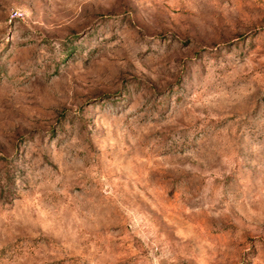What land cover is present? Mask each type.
<instances>
[{"label": "rangeland", "instance_id": "obj_1", "mask_svg": "<svg viewBox=\"0 0 264 264\" xmlns=\"http://www.w3.org/2000/svg\"><path fill=\"white\" fill-rule=\"evenodd\" d=\"M0 264H264V0H0Z\"/></svg>", "mask_w": 264, "mask_h": 264}]
</instances>
